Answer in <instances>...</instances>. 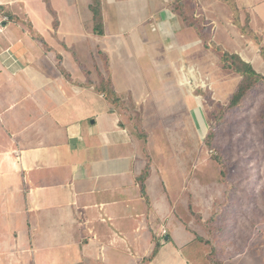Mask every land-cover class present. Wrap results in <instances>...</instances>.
<instances>
[{"label":"crops","instance_id":"crops-1","mask_svg":"<svg viewBox=\"0 0 264 264\" xmlns=\"http://www.w3.org/2000/svg\"><path fill=\"white\" fill-rule=\"evenodd\" d=\"M47 1L0 0V264H134V243L139 248L140 241L134 237L138 224L130 210L132 205L141 207L140 202H150L148 183L153 165L150 169L151 161L142 143L137 149L134 142L139 139L119 119L120 108L114 106L113 96L107 98L101 87L110 81L117 98L128 97L127 101H132V96L122 95L113 87L112 78H105L102 61L97 77L87 71V78H81L76 43L65 40L73 29H57L62 28L60 18L55 20L56 29H34L32 10L24 15V20L18 15L22 6L26 9L22 2H38L45 9ZM129 1L86 0L85 7L91 14L88 32L105 38L104 41L115 36L107 35V8L120 3L125 7ZM134 1L141 14L152 12V16L165 17L163 8L157 5L162 0ZM181 1H173L179 6L174 10L187 13L188 8ZM97 2L103 16V35L94 32L91 7ZM202 3H205L203 12L215 15L220 11L231 12L230 27L235 35L229 38L236 44L235 50L228 53L238 55L263 75L264 64L258 52L262 53L260 47L264 46V0H202ZM85 7L81 9L86 10ZM165 11L169 17L177 14ZM45 14L48 16L47 11ZM5 16L10 21H4ZM115 27L113 22L112 29ZM191 30L198 34L197 29ZM184 46L181 45L183 50ZM100 52L102 56H110L108 50ZM105 65L110 66L108 62ZM197 71L195 66L188 67L183 83L197 87ZM201 83L206 86L204 81ZM146 170L149 174L143 181ZM128 179L134 183L127 186ZM131 188L136 189L131 195L137 197L135 201L126 193ZM162 200L158 210L143 206V214L136 217L158 221L159 214L167 215L169 209H174L170 202L176 199L170 195L167 202ZM189 206L194 211V205ZM180 208L178 203L174 210ZM194 214L192 224H196ZM262 217L252 224L254 239L249 238L255 241L249 248H254L259 256L256 262H243L238 252L232 258L233 263L261 264ZM180 219V224L173 223L170 217L166 219L173 226L168 229L161 225V232H167L165 236L145 231L141 239L149 234L144 238L146 244L141 245L144 260L139 264H213L214 246L218 251L217 241L224 243V236L218 240L200 236L189 219ZM205 246L211 249V255L204 251ZM224 249L223 246L221 250ZM227 260L220 259L222 264H231Z\"/></svg>","mask_w":264,"mask_h":264},{"label":"rangeland","instance_id":"rangeland-1","mask_svg":"<svg viewBox=\"0 0 264 264\" xmlns=\"http://www.w3.org/2000/svg\"><path fill=\"white\" fill-rule=\"evenodd\" d=\"M85 1L48 0L45 9L38 2H22L26 9L22 6L21 11L15 10L23 20L32 10L36 22L34 29H56L55 20L60 18L62 28L57 29H73L65 40L76 43L81 78L86 77L87 71L97 77L102 61L105 78H112L113 87L122 95L132 96V101H127L128 97L120 100L116 94L111 99L114 106L120 108L119 119L129 125L127 129L139 139L134 142L137 149L142 143L153 165L148 183L150 202H140L141 207L132 205L133 210H130L138 224L134 237L140 241L139 248L134 243V264L144 260L141 245L146 244L147 234L160 235L162 224L171 229L174 222L180 224L181 217L186 218L185 221L189 219L200 236L217 240L224 236V243L217 241L219 252L214 254L217 259L227 258L235 264L232 258L239 252L243 262L255 263L259 256L254 248H249L255 243L249 238L254 239L252 224L264 216L261 210L264 208V81L253 93L252 103L223 111L241 80L240 75L225 68L221 61L224 52L235 50L236 43L230 39L235 35L230 27L231 12L220 11L215 15V12L202 11L205 4L202 0H182L181 4L188 8L187 13H182L174 10L179 7L174 5V0H162L157 5L163 8L165 17H157L152 16V12L141 14L139 8L135 9V1L130 0L125 7L120 3L107 8V35L115 36L104 41L105 38L88 32L91 14ZM83 5L86 10L81 9ZM165 10L177 14L169 17ZM113 22L116 29H112ZM191 29H197L198 34ZM181 45H185L184 50ZM262 47L263 52H258V56H262L264 64ZM101 49L108 50L110 56L100 55ZM105 62L111 67H106ZM190 66L198 68L197 87L183 83ZM187 74L190 75L189 71ZM200 80L206 83L205 87ZM212 130L213 148H209L207 140ZM223 166L225 177H222ZM133 183L128 179L127 186ZM135 191L126 190L133 201L137 200L135 195L131 196ZM170 195L176 199L170 206L175 209L179 203V210L169 209L167 215L155 213L159 214L156 222L148 217L145 220L136 217V214H143V206L147 209L152 206L151 211L158 210L159 201L165 199L167 202ZM189 204L194 205V211L189 209ZM193 214L196 224H192ZM213 214L221 216L217 219V228L212 227V231L207 222ZM226 214L228 219H225ZM169 217L172 224L166 223ZM222 224H226L223 235L218 229ZM147 229L149 233L141 239ZM223 246L224 251L221 250ZM204 251L211 255L209 247L205 246ZM260 254L263 260L259 263L264 264V249L259 250ZM186 256L190 257L188 253Z\"/></svg>","mask_w":264,"mask_h":264},{"label":"trees","instance_id":"trees-1","mask_svg":"<svg viewBox=\"0 0 264 264\" xmlns=\"http://www.w3.org/2000/svg\"><path fill=\"white\" fill-rule=\"evenodd\" d=\"M91 10L94 14L93 22H94V32L97 35H103L104 34V25H103V16L102 11L100 7V3H95ZM222 61L225 68L231 69L236 74L240 75L242 77L235 93L233 94L232 99L230 100L229 105L224 109V112H228L231 110H235L243 105V107L247 103H252L254 100L253 93L256 92L261 83L264 81V75H262L259 71L255 70L252 65L247 64L242 61V59L235 54H229L224 53L222 54ZM101 90L104 92H107V98H111L113 94H115L114 90L112 89L111 82L108 81L106 83H103ZM209 139L207 140V147L213 148V139H214V132L213 130L209 133ZM150 169L152 162L149 164ZM148 167V169H149ZM222 177L227 176V173L225 172V166L222 167ZM224 170V171H223ZM149 174V171L146 170V172L142 175V180L144 181ZM220 214L215 215L211 217V219L207 222L209 229H212V227L217 228L216 222L217 219L220 218ZM223 224L218 229L223 231ZM213 251L218 252L216 250V247L214 246ZM216 256L213 260V264H222L220 260L217 259Z\"/></svg>","mask_w":264,"mask_h":264},{"label":"built area","instance_id":"built-area-1","mask_svg":"<svg viewBox=\"0 0 264 264\" xmlns=\"http://www.w3.org/2000/svg\"><path fill=\"white\" fill-rule=\"evenodd\" d=\"M4 21H10V19L7 16H5ZM166 234H167L166 230H162L161 236H165Z\"/></svg>","mask_w":264,"mask_h":264}]
</instances>
